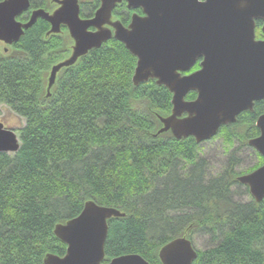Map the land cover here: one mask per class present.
I'll return each instance as SVG.
<instances>
[{
    "label": "trees",
    "instance_id": "1",
    "mask_svg": "<svg viewBox=\"0 0 264 264\" xmlns=\"http://www.w3.org/2000/svg\"><path fill=\"white\" fill-rule=\"evenodd\" d=\"M30 1L18 19L27 21L31 8L55 6ZM80 2L82 16L91 17L100 0ZM135 11L143 14L124 1L113 14L127 24ZM262 26L257 19L259 39ZM50 27L39 18L11 50H0V106L25 119L19 150L0 152V264H45L47 252L64 255L55 225L78 216L90 199L127 213L109 220L105 262L138 253L162 264L164 244L205 235L210 245L196 248L193 264H264V198L234 196L244 173L236 171L237 147L260 134L264 99L221 127L217 136L238 145L213 173L194 137L154 136L159 117L171 112L172 93L154 79L135 86L137 57L114 37L63 68L47 97L49 71L73 43L66 26L67 35H48ZM198 68L200 61L191 71ZM196 96L191 91L187 99ZM257 154L247 172L264 164Z\"/></svg>",
    "mask_w": 264,
    "mask_h": 264
},
{
    "label": "water",
    "instance_id": "2",
    "mask_svg": "<svg viewBox=\"0 0 264 264\" xmlns=\"http://www.w3.org/2000/svg\"><path fill=\"white\" fill-rule=\"evenodd\" d=\"M57 7L32 9L29 19L18 16L31 7L30 0H0V44L12 48L39 18L51 25L48 35L67 27L73 43L69 54L53 64L47 97L63 68H68L111 38L123 42L137 57L133 83L150 79L172 93V109L160 116L162 126L154 136L169 132L177 139L192 136L198 143L215 137L223 125L240 113L253 110L264 99V39L256 37V20H263L264 0H100L93 16L81 14L80 0H53ZM127 2L133 12L128 24L114 17L117 5ZM7 50V48H6ZM200 61V68L189 72ZM186 73V74H183ZM195 91L194 99L187 95ZM260 134L248 143L264 156V113L257 121ZM20 137L0 122V152L15 153ZM257 202L264 198V164L239 174ZM127 213L90 199L81 213L55 225L54 233L67 249L64 255L47 252L45 264H150L138 253L105 262L109 220ZM198 256L187 235L176 237L159 250L162 264H193Z\"/></svg>",
    "mask_w": 264,
    "mask_h": 264
},
{
    "label": "rangeland",
    "instance_id": "3",
    "mask_svg": "<svg viewBox=\"0 0 264 264\" xmlns=\"http://www.w3.org/2000/svg\"><path fill=\"white\" fill-rule=\"evenodd\" d=\"M52 7L51 9H53ZM67 35V32H64ZM4 48L12 49L11 47L0 44V50ZM0 122L7 128L14 129L19 135V129L25 124V119L15 114L6 105L0 106ZM238 143L234 146H229L224 142L221 136H216L211 140L200 143V152L205 156L209 163V169L216 173L227 165V159L230 152L236 148ZM237 154L241 158L239 164L236 166L237 172H247L259 162L257 150L252 146L244 148L237 147ZM235 198L237 200L246 201L252 196L246 185L240 184L236 186ZM193 244L197 249H204L210 245L209 239L205 235H196L193 238Z\"/></svg>",
    "mask_w": 264,
    "mask_h": 264
},
{
    "label": "flooded vegetation",
    "instance_id": "4",
    "mask_svg": "<svg viewBox=\"0 0 264 264\" xmlns=\"http://www.w3.org/2000/svg\"><path fill=\"white\" fill-rule=\"evenodd\" d=\"M258 39H259V38H258ZM198 61H201V59H199ZM198 61H197V62H198ZM200 67H201V66H200ZM198 69H199V68H198ZM196 70H197V69H196ZM194 71H195V70H194ZM191 72H193V71L190 70V71L187 72V73L189 74V73H191ZM183 74H186V73H183Z\"/></svg>",
    "mask_w": 264,
    "mask_h": 264
},
{
    "label": "bare ground",
    "instance_id": "5",
    "mask_svg": "<svg viewBox=\"0 0 264 264\" xmlns=\"http://www.w3.org/2000/svg\"><path fill=\"white\" fill-rule=\"evenodd\" d=\"M35 9V8H34Z\"/></svg>",
    "mask_w": 264,
    "mask_h": 264
}]
</instances>
